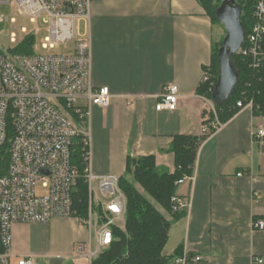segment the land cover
Listing matches in <instances>:
<instances>
[{"label":"crops","instance_id":"0c3cea01","mask_svg":"<svg viewBox=\"0 0 264 264\" xmlns=\"http://www.w3.org/2000/svg\"><path fill=\"white\" fill-rule=\"evenodd\" d=\"M213 26L197 0H92V83L112 95L107 107L91 110L95 175L120 177L127 159L148 155L173 172V137L203 135L208 103L197 87L211 61ZM168 84L178 87L177 108L156 110ZM263 123L264 115L244 109L201 142L193 179L176 190L190 199L188 212L175 219L160 209L171 222L164 256L186 250L201 258L188 264H250L253 257L264 264V229L252 228L264 221V139L251 136ZM99 210L96 201L90 228L78 217L14 223L10 264H91Z\"/></svg>","mask_w":264,"mask_h":264},{"label":"built area","instance_id":"2783aa9c","mask_svg":"<svg viewBox=\"0 0 264 264\" xmlns=\"http://www.w3.org/2000/svg\"><path fill=\"white\" fill-rule=\"evenodd\" d=\"M252 1L253 22L238 53L249 60L251 68L260 69L264 67V0ZM0 3H13L19 14L32 19L45 15L44 48L70 45L67 52L58 55L0 51V264H10L13 256L14 223H47L55 217H78L90 228L92 183L96 181L100 211L95 230L97 246L88 253L92 257L111 242V229L120 227L126 204L119 176H98L91 169V110L94 106L107 107L112 96L107 86L96 87L92 83V0H0ZM201 81H208L206 71ZM179 97L178 87L168 84L155 109L174 110ZM203 98L210 105L214 120L203 125L201 132L211 135L224 123L218 120L212 101ZM245 99L236 102L237 112L244 109L253 112L252 98ZM251 136L263 140L264 123L253 129ZM77 139L82 144V173L72 163ZM80 178H84L88 187L87 217L78 216L73 208L72 193ZM38 184L44 189L43 194L36 193ZM170 201L172 212L187 213L190 208L189 198L174 195ZM252 228L264 229V221H256ZM200 259L183 250L172 257L170 264ZM17 264L35 262L22 258ZM250 264H263V259L253 257Z\"/></svg>","mask_w":264,"mask_h":264},{"label":"trees","instance_id":"16d2710c","mask_svg":"<svg viewBox=\"0 0 264 264\" xmlns=\"http://www.w3.org/2000/svg\"><path fill=\"white\" fill-rule=\"evenodd\" d=\"M197 1L210 19L214 23H219L214 17V10L222 0ZM237 1L242 6L241 22L245 33H248L253 22V1ZM221 42L222 38L212 43L211 61L204 69L208 74V81H201L197 87V94L207 99H210V88L215 84L218 75L217 50ZM33 45L34 36L28 34L8 51L28 55L34 52ZM233 61L239 70L238 83L227 101L214 106L218 120L224 124L237 113L236 102L245 98H252L253 114L264 115V67L251 68L249 60L239 53L233 56ZM204 115L208 118L203 120V124L210 125L214 120L213 112L208 110ZM207 136L179 134L173 137L168 148V151L174 155L173 172L158 166L153 155L127 159L125 173L119 177V188L126 198L124 228L112 227L111 242L92 258L91 264L171 263L172 257L162 254L168 240L171 222L160 209L172 214L175 219L184 216L183 210L172 212L170 200L176 195V181L192 175L198 147ZM81 153L82 144L77 139L73 145L72 163L78 167L80 173L83 172ZM72 202L78 216H88L89 194L84 178L77 181L72 193Z\"/></svg>","mask_w":264,"mask_h":264},{"label":"water","instance_id":"95a60500","mask_svg":"<svg viewBox=\"0 0 264 264\" xmlns=\"http://www.w3.org/2000/svg\"><path fill=\"white\" fill-rule=\"evenodd\" d=\"M242 13V6L237 0H222L214 10V17L225 31L217 50L218 75L210 94L214 105L227 101L239 80V70L233 56L238 53L245 38Z\"/></svg>","mask_w":264,"mask_h":264},{"label":"rangeland","instance_id":"374dc122","mask_svg":"<svg viewBox=\"0 0 264 264\" xmlns=\"http://www.w3.org/2000/svg\"><path fill=\"white\" fill-rule=\"evenodd\" d=\"M0 51L8 50L19 44L26 35L32 34L34 36L33 51L36 54H63L68 51L70 45H56L54 48H44V37L46 35L45 15L41 14L32 19L23 16L17 12L13 3H0ZM213 42H218L225 36V31L220 23H215L213 26ZM14 36V37H13ZM14 39L15 42L11 40ZM208 110L210 105L208 104ZM140 191L142 189L138 187ZM36 193L43 194L44 189L38 184L35 187ZM143 192V191H142ZM99 196L97 182L92 183V199L93 204L96 205ZM121 229L124 228V220L119 225Z\"/></svg>","mask_w":264,"mask_h":264}]
</instances>
